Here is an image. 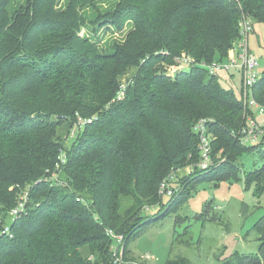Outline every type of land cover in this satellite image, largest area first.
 <instances>
[{"label":"trees","instance_id":"1","mask_svg":"<svg viewBox=\"0 0 264 264\" xmlns=\"http://www.w3.org/2000/svg\"><path fill=\"white\" fill-rule=\"evenodd\" d=\"M66 5L0 0V264H113L118 244L113 247L109 231L124 237L123 257L132 259L129 241L177 199L165 205L162 181L171 175L176 183L178 171L200 160L195 124L201 119L212 139V164L186 176L194 186L238 177L245 153L264 158V132L258 146L241 143L250 110L217 78L235 69L210 74L202 64L224 62L238 48L244 17L264 22V0ZM126 26L125 41L109 49L81 36L84 27L97 33ZM182 55L194 62L173 76L159 73V64L175 65ZM125 74L128 84L118 100ZM252 92L264 106V71ZM80 119L91 121L63 149ZM58 171L62 183L53 179ZM244 181L260 197L264 161ZM26 193L25 210L11 216ZM159 204V214L144 216ZM252 229L259 252H235L219 264H264V216ZM85 246L90 259L82 255ZM166 264L195 263L179 257Z\"/></svg>","mask_w":264,"mask_h":264},{"label":"rangeland","instance_id":"2","mask_svg":"<svg viewBox=\"0 0 264 264\" xmlns=\"http://www.w3.org/2000/svg\"><path fill=\"white\" fill-rule=\"evenodd\" d=\"M67 1L69 0H55L57 6L61 8L67 6ZM235 1L239 2V0ZM102 6L106 8L109 4L104 2ZM239 6L241 7L240 3ZM86 12L88 20L94 19L93 11ZM246 18L251 19L254 27V31L248 38L249 49L258 58L259 72L262 73L264 71V22L256 21L248 16ZM130 30V26H126L121 31L105 30L102 27L96 33L84 27L81 30V36H86L94 42L99 41L102 47L109 49L115 42H124ZM157 67L159 73L167 72L166 74L171 76L177 73V70L173 71V66L166 63H161ZM123 77V84L127 85V74ZM217 78L224 88L232 89L238 99H245L241 72L220 71ZM261 121H264V118L260 116L259 122ZM68 137V135L65 137L63 149L74 142V139H68ZM258 144V142H251L245 146L253 147ZM263 161L264 158L256 154L245 153L241 157L238 177L234 175L221 179L214 177L199 181L195 186L194 183L189 182V177H186L191 174L187 168L189 165L178 171L175 175L177 192L174 191L173 194L177 199L169 209L165 208L161 218L148 224L138 238L129 241V255L134 257L132 259L128 256L123 257L118 263L166 264L169 259L184 257L195 264H219L220 257H228L235 252L258 253L260 243L252 228L264 216V193L260 197L255 196L254 185L248 189L244 178L247 171L259 168ZM182 192L184 195H180ZM163 200L165 205L168 204L170 196L164 195ZM161 206L160 204L152 206L145 211L144 216L159 214ZM115 245H117L116 242L113 243V247ZM82 255L89 259L92 257L89 246L83 247ZM146 255L150 256L146 259L147 261H145Z\"/></svg>","mask_w":264,"mask_h":264},{"label":"built area","instance_id":"3","mask_svg":"<svg viewBox=\"0 0 264 264\" xmlns=\"http://www.w3.org/2000/svg\"><path fill=\"white\" fill-rule=\"evenodd\" d=\"M241 26V38L238 49L232 51L229 58L224 62H212L210 64H204L207 66L209 73L214 74L218 70L225 69V70H238L242 73L243 81H244V92H245V99L244 103L249 108L250 112L248 114V121L247 125L243 127L239 133L240 141L243 145L250 144L251 142H256L259 140L260 135L264 132V125L263 122H259V116L264 115V106L260 104L255 97L253 96V88L255 83L260 78L259 68V60L258 58L250 51L248 38L251 32L254 31L253 22L250 18L244 17L240 23ZM194 59L188 55H182L176 58V64L173 66V71H176L180 68L190 66V63H193ZM126 89V84H122L119 90L118 96L116 99L121 100L124 97ZM252 92V93H251ZM91 120H82L80 119L72 129L70 137L73 138L77 134L78 128H82L87 122ZM199 132L200 137V144L199 150L201 153L199 162L195 164L189 165L188 171L189 173H193L196 170H207L211 167V155H212V139L208 131L207 121L205 119L199 120L195 124V131ZM60 161L64 164L65 163V154L64 152L60 155ZM59 167V164L57 165ZM60 172H55L53 174L54 181L56 180L57 183H62L59 181ZM173 176H169L168 178L164 179L160 186V194L163 197L164 195L173 196L175 181ZM28 200V194L26 193L22 196L19 204L16 205L11 210V216H17L23 210H25V203ZM5 231L9 232V227H5ZM108 234L117 242V246L114 247L115 258L113 263L119 264V260L123 258V248L121 247L124 237L122 235H116L113 232L109 231ZM146 259H149L150 256L146 255Z\"/></svg>","mask_w":264,"mask_h":264}]
</instances>
